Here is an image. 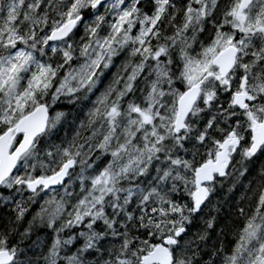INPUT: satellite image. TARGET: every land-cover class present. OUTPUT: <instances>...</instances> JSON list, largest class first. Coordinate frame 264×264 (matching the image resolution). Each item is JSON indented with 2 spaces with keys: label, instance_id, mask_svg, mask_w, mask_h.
I'll return each instance as SVG.
<instances>
[{
  "label": "snow or ice",
  "instance_id": "obj_1",
  "mask_svg": "<svg viewBox=\"0 0 264 264\" xmlns=\"http://www.w3.org/2000/svg\"><path fill=\"white\" fill-rule=\"evenodd\" d=\"M0 264H264V0H0Z\"/></svg>",
  "mask_w": 264,
  "mask_h": 264
},
{
  "label": "trees",
  "instance_id": "obj_2",
  "mask_svg": "<svg viewBox=\"0 0 264 264\" xmlns=\"http://www.w3.org/2000/svg\"><path fill=\"white\" fill-rule=\"evenodd\" d=\"M238 196H239V192H238V194H237V198H238Z\"/></svg>",
  "mask_w": 264,
  "mask_h": 264
}]
</instances>
